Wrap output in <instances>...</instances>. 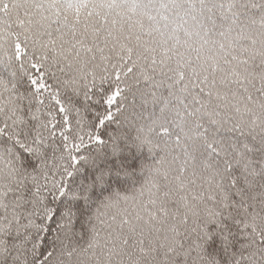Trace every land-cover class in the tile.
<instances>
[{
    "label": "snow or ice",
    "instance_id": "1",
    "mask_svg": "<svg viewBox=\"0 0 264 264\" xmlns=\"http://www.w3.org/2000/svg\"><path fill=\"white\" fill-rule=\"evenodd\" d=\"M0 264H264V0H0Z\"/></svg>",
    "mask_w": 264,
    "mask_h": 264
}]
</instances>
